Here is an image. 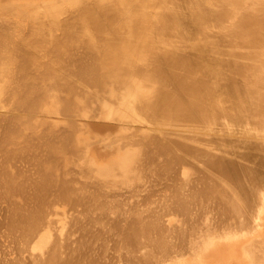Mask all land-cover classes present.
Here are the masks:
<instances>
[{
	"label": "bare ground",
	"instance_id": "bare-ground-1",
	"mask_svg": "<svg viewBox=\"0 0 264 264\" xmlns=\"http://www.w3.org/2000/svg\"><path fill=\"white\" fill-rule=\"evenodd\" d=\"M0 156L16 264H264V0H0Z\"/></svg>",
	"mask_w": 264,
	"mask_h": 264
},
{
	"label": "rangeland",
	"instance_id": "rangeland-1",
	"mask_svg": "<svg viewBox=\"0 0 264 264\" xmlns=\"http://www.w3.org/2000/svg\"><path fill=\"white\" fill-rule=\"evenodd\" d=\"M0 157H1V156H0ZM15 157H16V155H15ZM17 157L20 158L21 156H17ZM17 159H18V158H17ZM17 159H16L15 162L17 163L16 165L19 166L20 164H18ZM20 159H21V158H20ZM20 159H18L19 162H21V160H22V159H21V160H20ZM0 160H2V159H0ZM22 162H23V161H22ZM23 163H24V162H23ZM23 163L21 164V167H19V168L25 170V168H22V167H23V166H22ZM26 165H27V164H26ZM26 165L24 164V167H25ZM26 167H28V165H27ZM29 168H30V167H29ZM26 169L29 170V171H28V173H29V172H30V169H28V168H26ZM26 172H27V171H26ZM2 199H3V197H2V195H1V196H0V202H1L0 204L3 203L2 205H0V211H1V213H2L3 211L6 210V209H4V208H6V205H7V204L5 203L6 201H5L4 199H3V200H2ZM5 204H6V205H5ZM2 206H3V207H2ZM2 209H4V210L2 211ZM6 211H7V210H6ZM6 211H5V212H6ZM1 213H0V214H1ZM3 213H4V212H3ZM6 214H7V212L4 213V216H6ZM0 216H1V217H0V225H2V226H0V235L3 234V235L5 236V239H6L7 241H9V242H8L9 245L6 243L7 241H6L5 239L3 240V241H5V242H3V243L5 244L4 246H3V243H0V245H2V246L4 247V248H3L2 246H0V253H1V256H0V264H3L4 262H5V264H6V263L16 264V263L18 262V259H19V258H17V257H23V258H26V256L29 257V253H27L28 255H26V256L24 257V256H23V252L25 251V253H26V250H23V251L21 252V255H19V254H20V251H19V248L16 246V245H17V242L15 241V239H14V241L12 240V239H13L12 236H11V237L6 236V234L8 235V233H7V232H4V231H7L5 228H3L4 225L6 224V223H5V222H6V219H5V217L3 218V215H0ZM1 220H5V222H4L5 224H3V221H2V223H1ZM52 220H54L53 223H56V224L54 225V227H56V226L58 227L57 224H59V223H58V222H55L54 217H53ZM52 226H53V224H52ZM1 227H2L3 229H2ZM5 227H6V225H5ZM1 229H2V230H1ZM4 229H5V230H4ZM54 230H55V229H54ZM2 231H3L4 233H3ZM3 235L0 236L2 239H3V237H4ZM36 237H37V236H35V238L33 239V241H35V240L37 239ZM1 238H0V240H2ZM8 238H10V239H8ZM11 238H12V239H11ZM11 240H12L14 243H16L15 246H14V244H13V242H12ZM0 242H2V241H0ZM10 244H11V246H10ZM6 245L9 246V247H8V246L6 247L7 250L5 249V246H6ZM12 246H13V247H12ZM14 247H15V249H16V247H17L18 250H17V249H16V250L19 252V254H18L17 257H16V260H17V261L15 260L16 263L13 262V261H14L13 258H9V257H13V256H14V258H15V256H16L17 251H16V253L13 252V251H15ZM11 248H12V250H13V249H14V250H13V251H12V250H9V249H11ZM4 249L6 250V253H5V250H4ZM1 250H2V251H1ZM8 250H9V251H8ZM11 251H12V252H11ZM28 251H29V250H27V252H28ZM2 252H4V253H2ZM8 252H9V253H8ZM10 252H11V253H10ZM7 253H8V254H7ZM25 253H24V255H25ZM14 254H15V255H14ZM5 255H6V257H4ZM7 256H8V257H7ZM2 257H3V258H2ZM4 258L8 259L9 261L12 260V262H9L8 260H6V259H4ZM23 258H21L22 260H19V261H21L22 263L19 262L18 264H24V263L28 260V258H26V261H24L25 259L23 260ZM1 259H2V260H1ZM10 259H11V260H10ZM3 260H5V261H3ZM2 261H3V262H2ZM23 261H24V263H23Z\"/></svg>",
	"mask_w": 264,
	"mask_h": 264
}]
</instances>
